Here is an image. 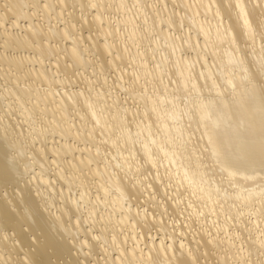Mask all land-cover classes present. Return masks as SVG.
<instances>
[{
	"label": "bare ground",
	"instance_id": "bare-ground-1",
	"mask_svg": "<svg viewBox=\"0 0 264 264\" xmlns=\"http://www.w3.org/2000/svg\"><path fill=\"white\" fill-rule=\"evenodd\" d=\"M0 264H264V0H0Z\"/></svg>",
	"mask_w": 264,
	"mask_h": 264
}]
</instances>
